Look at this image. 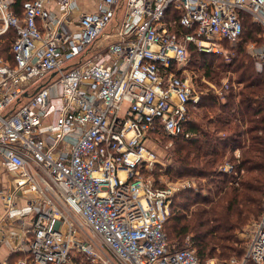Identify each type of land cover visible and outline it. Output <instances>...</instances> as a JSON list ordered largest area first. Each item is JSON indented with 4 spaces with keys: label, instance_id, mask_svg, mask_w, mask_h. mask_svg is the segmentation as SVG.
Masks as SVG:
<instances>
[{
    "label": "built area",
    "instance_id": "obj_1",
    "mask_svg": "<svg viewBox=\"0 0 264 264\" xmlns=\"http://www.w3.org/2000/svg\"><path fill=\"white\" fill-rule=\"evenodd\" d=\"M16 1L0 0V40L17 33L14 63L0 56V264H77L74 253L93 264H212L190 242L170 245L179 187L146 177L158 162L150 140L192 136L202 93L191 51L225 53L245 17L263 30L262 47H250L261 73L264 0H100L94 12L27 0L23 17ZM231 264H264V214Z\"/></svg>",
    "mask_w": 264,
    "mask_h": 264
},
{
    "label": "trees",
    "instance_id": "obj_2",
    "mask_svg": "<svg viewBox=\"0 0 264 264\" xmlns=\"http://www.w3.org/2000/svg\"><path fill=\"white\" fill-rule=\"evenodd\" d=\"M25 1L17 0L12 7L19 17H23ZM254 25L248 17L244 18L243 34L238 43L243 41L244 30L248 32L245 46L257 42L253 37L259 33L260 27ZM16 37V31L10 29L0 40L1 43L3 38L7 39L1 52H7L5 60L12 63L11 51ZM226 46L228 48L227 43ZM192 53L190 68L197 71L200 68L207 78L216 79L225 73L236 76L243 88L230 92L223 102L215 95L204 96L197 108H203L200 116L206 121L205 127L190 119L186 130L192 136L173 138L171 153L174 163L169 164L168 173L202 178L216 184L208 189L209 195L193 189L177 193L173 198L172 215L166 224V234L170 245L177 249L190 242L202 263L209 258H228L232 253L243 258L245 247L239 243L237 233L249 222L259 221L264 214V73H256L253 60L243 46L238 47L231 62L226 63L221 56L216 71L211 62L208 65L204 60V54ZM162 134L155 132L154 136L167 137ZM237 148L241 149L240 157L230 156L226 160L227 152ZM226 162L236 174L219 170V166ZM89 261H79L78 264H91Z\"/></svg>",
    "mask_w": 264,
    "mask_h": 264
},
{
    "label": "rangeland",
    "instance_id": "obj_3",
    "mask_svg": "<svg viewBox=\"0 0 264 264\" xmlns=\"http://www.w3.org/2000/svg\"><path fill=\"white\" fill-rule=\"evenodd\" d=\"M125 10H126V6L124 5L123 8L120 10V14L118 17V21H114L111 28H114V32H117L123 19H124V14H125ZM255 28H259L258 25H254ZM246 29V28H245ZM259 33L254 35L255 37H253L254 39L257 40L254 42H249L246 44L245 46V38H246V34L248 32H246V30H244V36H243V41L240 43H237L236 45H229L228 44V48L225 44V48L226 51L225 53H221V54H217L211 57V54H204V60L207 61V64L209 65L211 62V66L214 69V71H216L215 69L218 68L219 63H221L219 61L220 57L222 56L223 60L228 63L231 62V58H233L234 56H236V53L238 52V47L243 46V48H245V52L246 54H248L250 56V58L253 60L254 63V67H255V71L258 74L264 73V68L262 69L261 73H259L257 71V67L255 65V61L254 58H252L251 56V51H250V47L251 44H254V48L256 49H260L263 45V30L261 28H259ZM7 39L3 38L1 43H0V56L5 59L7 58V52H1V50L5 49V45ZM243 43V44H241ZM195 51L192 49L191 54H193L192 52ZM196 52V51H195ZM212 58V60H211ZM202 62V61H201ZM218 64V65H217ZM196 74L193 76H196L195 81V85L196 88L198 89V92H201V97L203 98L206 95H215L216 97H218L219 100L225 101L226 100V96L232 92V91H239L241 88H243V84H239L236 81V76H231L228 73H225L224 75H220L219 78L216 77V79L213 78H207L205 77V75H203V72H201L200 68L198 69V71L196 70ZM201 72V73H200ZM215 74V72H214ZM212 74V75H214ZM212 77V76H211ZM213 85L216 90H217V94L216 91H214L211 86L209 85ZM228 86V87H227ZM202 101V99H201ZM9 109H6L3 113H6ZM202 106H199L196 109H192L191 110V114L190 117L192 120L195 119V123L199 124L203 127H205L206 121L203 119L201 115L202 113ZM158 133L162 134L163 132L158 131ZM259 135L262 134V132L258 133ZM163 135V134H162ZM173 143H174V139H170L167 137H163V136H153L151 137L150 140V144L152 146V148H154V150L157 152L158 154V162L156 164V166L153 168V171L150 172H145L146 177L151 179L152 181H154V183H156L157 186H163L166 187L169 184H173L174 186H178L179 190L176 191L175 195L177 193H180L182 190H194L195 192H201L203 195H209V190L208 189H212L214 188L216 183H212L209 180L206 179H202V178H192V177H178L177 174H174L173 172H169L168 173V166L169 164H173V159H172V153L171 150H173ZM241 155V149L237 148L235 149L233 152L232 151H228L227 152V158L226 160L229 159L230 156H235V157H240ZM225 160V161H226ZM227 163V162H226ZM226 163L224 165H226ZM224 165H220L219 166V170L221 171V168ZM157 169V170H156ZM174 195V197H175ZM179 200L181 201V199L179 198ZM179 201V202H180ZM258 221H251L249 222L247 225H245L238 233H237V238L239 240V243L241 244V246L245 247V252L248 246V239L250 238L251 232L255 226V224ZM15 228H17V226H15ZM189 238L186 239V244L188 242ZM194 248V247H193ZM195 249V248H194ZM105 250V248H104ZM195 251H197L195 249ZM197 253V252H196ZM74 262H76L78 264L79 261L81 262H85L86 258H84L81 254L79 253H74ZM234 259H238V260H242V258H240L239 255L232 253L230 257L228 258H222V257H215V258H209L206 260L207 261H212V264H231L232 260ZM90 262V261H89ZM91 263V262H90ZM93 264V263H91Z\"/></svg>",
    "mask_w": 264,
    "mask_h": 264
},
{
    "label": "crops",
    "instance_id": "obj_4",
    "mask_svg": "<svg viewBox=\"0 0 264 264\" xmlns=\"http://www.w3.org/2000/svg\"><path fill=\"white\" fill-rule=\"evenodd\" d=\"M100 0H80L79 3L86 12H94L97 10V7L99 5ZM7 179V176L4 174V171L0 168V183L1 181H5ZM5 209L3 201L0 198V223H2L4 226L1 228L6 229L8 226L6 223L3 222ZM2 252L7 253V249L2 248Z\"/></svg>",
    "mask_w": 264,
    "mask_h": 264
}]
</instances>
